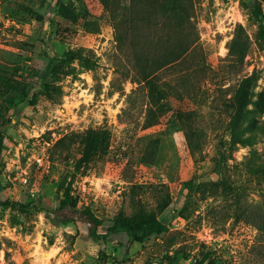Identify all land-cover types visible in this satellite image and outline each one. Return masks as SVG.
<instances>
[{"label":"rangeland","instance_id":"374dc122","mask_svg":"<svg viewBox=\"0 0 264 264\" xmlns=\"http://www.w3.org/2000/svg\"><path fill=\"white\" fill-rule=\"evenodd\" d=\"M261 9L264 30V0ZM237 23L250 41L239 67L226 49ZM257 30L240 0H0V264H193L173 255L179 245L199 264H264V166L258 176L243 166L251 148L264 157ZM79 48L94 57L68 60ZM232 119L254 128L253 146L230 144ZM87 133L103 141L81 163ZM220 147L225 176L245 189L210 186ZM67 182L77 210L103 223L154 211L171 241L126 249L125 234L85 237L86 218L59 208Z\"/></svg>","mask_w":264,"mask_h":264},{"label":"trees","instance_id":"16d2710c","mask_svg":"<svg viewBox=\"0 0 264 264\" xmlns=\"http://www.w3.org/2000/svg\"><path fill=\"white\" fill-rule=\"evenodd\" d=\"M262 2L263 0H250L249 2H245L244 0H240L241 9L244 10L246 15V19L249 23H258V30L255 35V40L257 43L261 44L264 42V30L263 26L259 23L261 14H262ZM249 37L246 32V29L242 24L237 23L233 29V33L231 38L228 40L226 44L227 49V57L229 58L231 66L239 67L243 64L244 58L247 54L249 48ZM85 57L92 58L94 57L92 51L84 50L79 48L76 52H70L68 56V60L82 59ZM142 79L145 81L146 85H149L147 80V75L143 74ZM256 80V77H245L239 83V87L234 93L233 102L237 105H241L242 102L246 99L245 97V86L246 82L250 80ZM234 119H232V127L230 129V144H241L245 146H253V129L247 128L246 130L237 131L234 127ZM245 131L248 132L245 135ZM100 141H103V137L99 134L95 133H87L83 138V149L81 152V158L79 161L81 163H89L91 162L94 153L96 151L97 145ZM1 142V137H0ZM216 154L212 160V168L213 171L219 176L218 180L214 182V184H210L211 187L217 186L218 188H225L226 186L229 189L234 190V192L241 191L245 189L246 182L245 180L234 181L231 176H225V169H227V162L229 153L224 147H220L215 152ZM243 166L247 169V174L258 176V169L264 166V157L261 156L255 149L251 148L249 150V154L246 157L245 162H243ZM190 181H188V184ZM70 182L65 183V186L62 190V198L60 199V209H70L72 211H78L85 217L86 224H89V228H87V234L85 237H88L94 241L104 242L111 235L117 234H125L126 249L133 242H141L149 237H160L165 238L166 240L171 237L172 232L169 231V228L166 224L160 221L157 218V214L154 211H138L134 215L128 217L124 214L122 210L118 211L113 218L108 223H103L101 220L96 218L89 210H77V200L72 197L70 194ZM187 194L186 199L183 206L180 209V215L183 219L188 217V214L193 212L195 208L191 207L193 203L196 202V188L192 185L187 186ZM203 199V197H201ZM4 206L10 208H18L21 210L27 209L29 206L19 204V203H10V202H2ZM75 220V219H74ZM63 220L62 222H64ZM99 228L102 229L99 232ZM173 255L182 256L184 259H192L193 264H199L200 260L196 258V256L191 255L190 252H187L183 249V246L179 245L174 251Z\"/></svg>","mask_w":264,"mask_h":264},{"label":"built area","instance_id":"2783aa9c","mask_svg":"<svg viewBox=\"0 0 264 264\" xmlns=\"http://www.w3.org/2000/svg\"><path fill=\"white\" fill-rule=\"evenodd\" d=\"M32 158L37 162L39 163L41 161V158L39 157H35V156H32ZM19 180L22 184H25L27 182V178L25 175H19Z\"/></svg>","mask_w":264,"mask_h":264}]
</instances>
